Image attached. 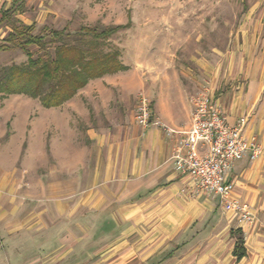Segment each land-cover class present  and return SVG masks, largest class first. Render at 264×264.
Here are the masks:
<instances>
[{
	"label": "crops",
	"instance_id": "crops-1",
	"mask_svg": "<svg viewBox=\"0 0 264 264\" xmlns=\"http://www.w3.org/2000/svg\"><path fill=\"white\" fill-rule=\"evenodd\" d=\"M15 1L0 0V19ZM10 31L0 25V44ZM245 34L254 45L256 33ZM121 63L56 108L0 93V264H264V64L207 89L230 125L246 119V139L263 149L227 174L253 217L247 224L175 168L179 136L135 123L143 90L163 126L188 130L194 79L184 85L161 68L144 80Z\"/></svg>",
	"mask_w": 264,
	"mask_h": 264
},
{
	"label": "rangeland",
	"instance_id": "rangeland-1",
	"mask_svg": "<svg viewBox=\"0 0 264 264\" xmlns=\"http://www.w3.org/2000/svg\"><path fill=\"white\" fill-rule=\"evenodd\" d=\"M23 5L26 24L35 23L37 33L43 27L68 28L73 34L69 44L76 43L83 27L101 32L128 24L104 51H119L121 61L144 80L165 69L184 85L191 76L196 83L192 98L214 81L234 82L238 67L264 64V0H23ZM248 31L256 33L254 45L247 44ZM55 46L49 47L51 54ZM29 52L33 58L40 54L37 47ZM27 63L20 50L0 53V77ZM140 94L152 101L143 90L135 99Z\"/></svg>",
	"mask_w": 264,
	"mask_h": 264
},
{
	"label": "trees",
	"instance_id": "trees-1",
	"mask_svg": "<svg viewBox=\"0 0 264 264\" xmlns=\"http://www.w3.org/2000/svg\"><path fill=\"white\" fill-rule=\"evenodd\" d=\"M25 12L23 0H16L2 14L0 25L10 32L0 44V52L20 50L28 57L23 66L14 65L0 77V93L24 95L38 100L47 109L62 106L71 100L92 80L116 74L124 67L118 51L105 52L108 40L129 28L128 24L98 30L83 27L76 34V43L69 44L73 34L68 28L53 30L43 27L36 31V24L26 25L16 17ZM55 46L54 54L49 47ZM37 47L40 54L33 58L29 52ZM234 256L239 261L246 256L243 233L237 230Z\"/></svg>",
	"mask_w": 264,
	"mask_h": 264
},
{
	"label": "built area",
	"instance_id": "built-area-1",
	"mask_svg": "<svg viewBox=\"0 0 264 264\" xmlns=\"http://www.w3.org/2000/svg\"><path fill=\"white\" fill-rule=\"evenodd\" d=\"M191 102L193 110L186 131L163 126L155 115L152 101L144 94L137 97L135 123L143 129L162 126L169 136H179L173 155L175 168L190 179L198 192L218 196L225 211H232L240 223L250 224L253 217L248 207L233 197L234 185L228 181L227 174L249 152L251 160H255L263 149L246 139V119L230 125L207 89Z\"/></svg>",
	"mask_w": 264,
	"mask_h": 264
}]
</instances>
